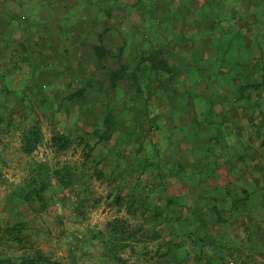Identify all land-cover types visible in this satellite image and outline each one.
<instances>
[{
	"label": "trees",
	"instance_id": "16d2710c",
	"mask_svg": "<svg viewBox=\"0 0 264 264\" xmlns=\"http://www.w3.org/2000/svg\"><path fill=\"white\" fill-rule=\"evenodd\" d=\"M6 1L0 0V65L6 62L12 67L17 65L18 59L14 56L17 49L21 52L20 60L30 63L34 53H44L41 50H45V42L38 41L40 31L34 20L47 27L46 18L34 17L39 4L42 11L54 16L48 30L55 41L77 37L81 44H86L89 41L88 33L84 34L87 22L92 19L106 30L115 11L126 7L137 11L142 18L138 21L140 24L131 26L135 38L140 35L143 24L146 30L156 26L160 33L145 32L141 44L148 45L139 48L136 45L135 54L126 56L127 42L114 49L107 46L103 32L99 31V41L92 48L98 68L108 70V88L117 92L122 87L130 90L127 100L136 106L139 104L141 113L124 119L117 109L125 108L126 103L116 108L111 100L92 131L52 129L50 148L54 154L60 156L72 148H80L82 162L51 164L45 160H28V170L21 181L13 182L7 191L0 190V213H8L0 217V264H81V259L92 256L81 249V244L88 241L100 244L99 252L94 255L100 264H127L125 255L143 257L142 264H162L164 260L168 264L175 260L182 263L184 256L178 257L181 245L187 251L185 258H190V264L191 261L192 264H224L229 257L224 240L232 234L234 225H245V218L257 217L264 210V47L260 35L252 38L255 53L249 57L242 53L244 28L249 22L262 20L264 3H253L254 19L249 21L243 17L244 25L239 26L238 16L242 17L243 13L232 7L229 17L224 18L220 13L214 17L212 10L221 11L222 5L213 0H205L199 6L187 0L186 8V0H134L129 4L121 0H27L28 5L16 0V9H8ZM228 2L231 4L233 0ZM253 5L244 14L252 13L249 10ZM25 6L28 7L25 9ZM163 7L172 26L184 15L194 17L201 27L198 36L200 32L214 31L217 37L215 42L213 38L210 42L215 56L185 54L181 46L193 39L187 40L183 34L158 23L161 17L158 10ZM176 11L179 15L175 17ZM26 16L34 19L22 21ZM225 20L230 24L228 27L222 25ZM19 33L22 35L17 38L15 35ZM191 71L199 74V80L183 77L192 76ZM6 73L0 66V130L12 129L18 134V150L24 157H31L43 144L45 134L38 120L17 118L8 111L5 98L16 89L9 87ZM97 81H82L63 101L72 106L78 102L83 114L90 97H94L89 93L103 89V81ZM31 91L29 85L20 91L22 95L15 92L32 104ZM189 106L193 108L192 113L187 112L191 121L181 126L178 118ZM80 119L71 117L76 124ZM154 130L168 131L174 137H164L162 133L152 143L148 138ZM177 135L183 140L176 139ZM128 140H138L134 164L130 166L127 161L130 156L122 151ZM175 142L177 145L181 142L184 147L175 151ZM101 144V156L93 158ZM3 157L1 152L0 160ZM108 167L119 171L117 181H125L132 174L138 177L148 170L155 173L157 181L140 184L138 180L128 189L118 186L106 196H98L91 190V181L109 180ZM221 168L225 170L223 184L207 188L208 182L220 177ZM168 175L185 182L188 193H173ZM0 183H7L1 170ZM68 190L74 192V200L67 207L70 212L58 213L59 205L66 208L68 204L67 198L61 195ZM102 204L113 208L116 214L103 228H86L84 234L80 231L69 234L66 257L55 258L53 248L41 246L42 234L53 239L68 233L65 228L68 214L83 223L90 211ZM21 206H27L31 218ZM122 212L124 215H119ZM35 219H41L42 225L35 223ZM259 220L257 217L258 223ZM262 238L254 233L246 236L249 245L256 243V248L264 250ZM158 241V248L151 250L149 245Z\"/></svg>",
	"mask_w": 264,
	"mask_h": 264
},
{
	"label": "rangeland",
	"instance_id": "374dc122",
	"mask_svg": "<svg viewBox=\"0 0 264 264\" xmlns=\"http://www.w3.org/2000/svg\"><path fill=\"white\" fill-rule=\"evenodd\" d=\"M6 1V0H5ZM200 1V0H199ZM197 1V2H199ZM205 0H202L201 4ZM225 1V4L223 3V0H213V2L218 3L219 5H222L221 11L214 8L213 16L216 17L219 13L222 15V17H229L230 11H233L232 7L238 11V13H243L242 17L238 16L239 19V26L244 25L245 18L251 21L254 19V14L256 10L255 4L253 3L260 1L261 4L264 3V0H233L231 4ZM24 4H27V0H23ZM121 2L129 4L131 2H134V0H121ZM197 2H194V6H198ZM199 2V4H200ZM259 2V3H260ZM186 1L184 3V7L186 8ZM16 0H7L6 1V7L9 9L15 7L17 5ZM40 5V4H39ZM36 6V15L34 17L40 18H46V22H44L45 26H42L43 23H41L39 20L34 19L33 17L26 16L25 19L22 21H25L26 18L30 20V18L33 20H36L38 22L37 26L39 28L38 32L40 33L37 35L38 41L44 40V48L45 50H41L44 53H34L33 55V63H30L29 61L20 60L21 58V52L19 49H17L14 52V56L17 60V65H14L12 67V64L6 62L3 65H0L4 68V70H7V83L9 87L15 88L16 90L10 92L7 94L5 101L7 102L8 111L15 114V116L18 117H31L32 119L38 120L40 122V125L44 131L45 139L42 145L36 150L35 153L31 157H24L23 154L18 150L19 146V139L18 134L14 133L12 129L8 131H2L0 130V153L3 152V158L0 160V170L3 174L4 179L7 180V183L4 185H1L0 183V190L2 192L7 191V188H9V185H11L13 182H20L21 179L24 177L25 173H27L29 161H36V160H45L51 164H54L56 161H68V162H77L78 164L82 162L81 157V149L72 148L67 153L56 156L54 152L50 148V138H51V131L53 128H58L60 130H66L70 132H78V131H92L93 127L101 120L102 115L105 114L107 108L109 107V102L112 100L113 106L116 108L122 106L124 103L125 108L122 106L121 108L117 109L119 113L123 116L124 119H130L133 118L135 114H140L141 112L138 110L141 106L135 103H131V101L127 100L130 96V90L127 91L126 88L122 87L119 92L116 90H110L108 88L109 82H108V70L98 68L96 63V58L93 54V44L97 43L99 41V31L103 32L104 41L107 44V46L116 48L120 45H122L124 42L128 43L126 56H129L136 50V45L140 47H144L148 45V43H144L142 46L141 42L144 41V36L142 37L145 32H149L151 34L160 33L158 31L159 29L154 26L152 29L146 30L145 25L143 24L140 30V35L135 38L131 34V26L135 24L138 21L142 20L140 15L137 14V11H133L126 8H120L115 11V14L111 19H109V24L105 26L99 25L98 22H95L92 19L87 22V29H85L84 34L88 33L89 41L86 44H81L78 41V38L75 39H61L60 41H55V39L52 37V33L48 30V26H50L51 21L54 20L53 14H48L44 11H42L41 7ZM250 5H253L251 10L252 13H249L247 16L244 13L248 12V7ZM28 6H25V9ZM17 7H15L16 9ZM20 11V10H19ZM158 15H161L160 22L166 25V29H174L173 32H178L184 35L185 39L192 38L193 41L189 40L188 42H184V44L181 46V49L184 51L185 54H195L197 57H203V58H209V56H215V49L212 46L210 40L215 42L214 31H204L201 33V36H198L197 31L201 28L195 23V21L192 20V17H189L186 21V17L183 16L182 20L175 24V26H172V24L168 23L167 20L168 16L164 14L163 12H167V9L160 8L158 10ZM27 13V12H25ZM179 12L176 11L175 17ZM224 15V16H223ZM253 16V17H252ZM235 17V16H233ZM245 17V18H243ZM24 18V17H23ZM48 19V21H47ZM178 19V18H177ZM237 19V16H236ZM263 20V21H262ZM262 20L258 22H249L247 23V26L244 28V44H243V54L247 57L254 54V48L256 47L253 42L252 38L254 36L260 35V39L263 43L264 47V16H262ZM18 22V21H17ZM167 22V24H166ZM19 23V22H18ZM28 23V22H27ZM20 25V24H18ZM222 25L224 27H228L230 24L228 22L223 21ZM83 26V25H82ZM19 26H17L18 28ZM52 27V26H51ZM16 30V28H14ZM40 29V30H39ZM82 28L80 27L79 30ZM50 33V34H49ZM22 34L19 33V35H15L17 38L21 36ZM217 35V34H216ZM52 37V39L50 38ZM204 37V38H203ZM129 39V40H128ZM128 40V41H127ZM184 40V39H182ZM188 40V39H187ZM14 47L16 45L14 44ZM237 47V46H236ZM239 48V47H238ZM20 49H23V46H20ZM256 55L258 54L257 49ZM236 52V51H234ZM12 67V68H11ZM9 68V69H7ZM207 68L205 67L204 71H206ZM192 76H183L185 79H192V80H199L198 73H194L193 71L190 72ZM190 77V78H189ZM86 79H97L98 81H103V89L100 91L93 90L91 95L94 97L89 99L88 108L84 111V113H80V108L78 107L79 103L76 102L74 106L72 105H66L65 101H63L64 96L70 94L74 90H76L79 87V84L82 81H85ZM201 80V79H200ZM97 81V82H98ZM201 82V81H200ZM202 83V82H201ZM200 83V84H201ZM31 86V96L33 98V107L30 101L28 102L27 98L25 96H21L22 93L20 92L22 89H25L27 86ZM99 85H97L98 89ZM18 89V90H17ZM105 89V91H103ZM106 89L108 90L106 92ZM15 91H19L21 95L16 93ZM122 96V97H120ZM45 98V102L42 101V99ZM126 98L124 101L123 99ZM128 101V102H127ZM61 103V107H59V104ZM123 108V109H122ZM193 108L189 106L187 108L188 111H185V114L180 116L179 125L183 126L184 124L187 125L191 118L187 115V112H191ZM83 111V110H82ZM165 112V111H164ZM192 113V112H191ZM119 115V114H117ZM71 117H79L81 118L77 124L71 120ZM173 119H175V116H172ZM155 131V130H154ZM152 131L149 135V140L153 143L154 141H157L161 138L162 133H164V137L171 138L173 136L170 132H158V131ZM215 131L217 129L215 128ZM174 137V136H173ZM176 137V135H175ZM183 140L182 136H178L176 139ZM175 139V140H176ZM182 142V141H181ZM179 142V145H177V142H175L174 148L175 151H178V147H181L183 144ZM138 146V140H128L126 143L123 144L122 151L130 156V158L127 159L129 166L134 164L133 163V157L135 154V150ZM184 147V146H183ZM5 149L4 151H2ZM103 151V145L101 144L97 151L94 153L93 158L95 156H101V153ZM100 154V155H99ZM131 159V160H130ZM124 163H127L126 159H122ZM138 162V160H137ZM115 167H108L107 172L110 176V179L107 181L104 180H97L93 179L91 181V190L98 196H106L107 193L112 191L113 189H116L118 186H122L123 188H130V186H133L134 183H136L138 180L140 181V184H151L152 182L157 181V178L155 176V173L152 170H148L147 172L141 174L138 177H134L132 174L128 177L127 180L123 181L122 179H119V181L116 180L119 171L114 170ZM220 174L218 178L213 179L212 181L208 182L206 184V187L211 189L212 187L221 186L225 180L224 174L225 170L224 168H221ZM170 181V188L173 193H188L189 187L188 185L183 181H178L173 179V177H170V175L167 176ZM244 181V180H243ZM240 180V182H243ZM244 183H247V181H244ZM249 184V181H248ZM4 193L1 194L3 196ZM63 198H67L68 204L65 206L59 205L56 210H58V213H69L70 210L67 209V207L70 208V204H72V201L74 200V192L73 190H68L65 192V194H61ZM2 198V197H1ZM195 198V196H194ZM55 207H52V210ZM20 209H22L26 215L31 218V214L29 211L27 212L28 208L27 206H21ZM116 214L115 210L113 208H109L106 204H102L98 206L95 209H92L90 213L87 216V219L82 223L75 219L74 216H70L69 214L66 217L65 222V228L68 233H65V236H59V237H49L48 235L42 234L40 236V244L41 246H47L49 248H53L54 250V257L55 258H64L67 255V246L70 241V235L73 234L76 231H80L82 234H84L83 230L86 228H103L105 226V223L111 219ZM119 215H124V212L120 213ZM8 216V213L2 212L0 213V217ZM261 219V221L264 222V210H261V212L257 215ZM257 217H249L245 218V225L236 224L234 225L232 229V234L230 236H226L224 240L225 248L224 250L231 253L233 252V248L235 247V253L233 254V257H226V260L223 261L224 264H264V255L261 253L264 251L262 248H259L258 251H254L255 247H252L250 242L246 239V236L250 233L256 232V224H258ZM49 220V224H52V220ZM260 221V220H259ZM35 223H41V219H35ZM264 224V223H263ZM42 225V223H41ZM54 226V225H53ZM218 226V225H217ZM88 240H90L88 238ZM159 241L158 242H152L149 245V248L151 250H156L158 248ZM242 245L243 247H239ZM248 248V250H251L253 248L254 255H251L250 257L243 258V254L247 253L245 250L244 253L238 251H242L243 249ZM252 247V248H251ZM81 249L87 250L90 254H92L91 257L87 259H81V264H100V259L98 256H94L100 250V244L96 241H88L86 243L81 244ZM237 251V252H236ZM251 252V251H248ZM1 253V250H0ZM187 251L183 247V245L180 246L178 257L182 259V263H180L181 260H179V263L177 260H175L171 264H190L189 260L190 258H185V254ZM239 254H242V258H239ZM128 258L127 264H142L145 262L143 257H137V256H129L125 255ZM229 256V255H228ZM238 258L239 260H236ZM193 262L191 261V264ZM162 264H168L163 261Z\"/></svg>",
	"mask_w": 264,
	"mask_h": 264
},
{
	"label": "crops",
	"instance_id": "0c3cea01",
	"mask_svg": "<svg viewBox=\"0 0 264 264\" xmlns=\"http://www.w3.org/2000/svg\"><path fill=\"white\" fill-rule=\"evenodd\" d=\"M197 2V1H199V0H193V2H192V4H193V6H194V2ZM201 2H202V0H200ZM199 1V2H200ZM186 2H187V0H186ZM189 2V1H188ZM187 2V3H188ZM199 2H197V5L199 6L200 4H199ZM200 2V3H201ZM186 3V4H187ZM191 4V5H192ZM184 16V15H183ZM186 17V16H185ZM187 19H188V17H186V21H187ZM192 20L193 21H195L194 20V17H192ZM260 219V218H259ZM264 222L263 221H261V219H260V223H258V224H256V232H254V234H256V237H263L262 239H264V224H263ZM253 233V232H252ZM251 234V233H250ZM254 240H256V238L254 239ZM258 247V245H256V243H255V245L254 246H252V247ZM239 247H241V245L239 246ZM251 247V248H252ZM255 247V249H254V251H258L259 250V248H256ZM235 247L233 248V252L231 253V251H229V257H233V254L235 253ZM247 251V253H245V254H243V258H246V257H250L251 255H254V253H256V252H253L252 250H253V248L251 249V250H248V248H246L245 249V247H244V249L242 250V251H236L237 253H240V252H242V253H244V251ZM248 251H251V252H248ZM263 255H264V251H262L261 252ZM239 256V258L241 259L242 258V254H239L238 255Z\"/></svg>",
	"mask_w": 264,
	"mask_h": 264
}]
</instances>
